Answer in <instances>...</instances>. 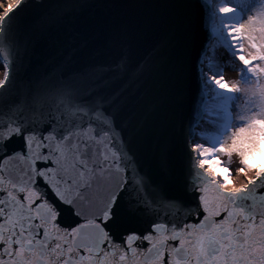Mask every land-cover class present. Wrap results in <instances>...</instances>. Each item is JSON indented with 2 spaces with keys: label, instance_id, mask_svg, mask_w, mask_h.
I'll return each mask as SVG.
<instances>
[{
  "label": "snow or ice",
  "instance_id": "6c2138e0",
  "mask_svg": "<svg viewBox=\"0 0 264 264\" xmlns=\"http://www.w3.org/2000/svg\"><path fill=\"white\" fill-rule=\"evenodd\" d=\"M26 3L16 0L0 15V264H264V67L253 63H264V0H202L208 16L200 62L202 115L187 141V191L200 193L198 203L193 209L158 186L136 181L127 213L155 219L147 231L121 233L120 242L112 231L126 227L119 201L128 184V157L114 143L110 116L100 106L73 104L69 93L57 105L66 118L57 116L55 123L29 115L24 103H4L16 57L8 36ZM245 41L253 50L248 58ZM217 48L229 53V63L239 59L244 65L231 69L240 72L237 83L224 79L227 66L217 61ZM254 77L258 92L245 98V122L237 124L238 85H250ZM216 153L226 155L228 164ZM234 154L240 164L235 170ZM212 161L219 179L210 174ZM234 171L247 179L245 187H234ZM63 213L77 218L74 225L59 223Z\"/></svg>",
  "mask_w": 264,
  "mask_h": 264
},
{
  "label": "water",
  "instance_id": "95a60500",
  "mask_svg": "<svg viewBox=\"0 0 264 264\" xmlns=\"http://www.w3.org/2000/svg\"><path fill=\"white\" fill-rule=\"evenodd\" d=\"M17 12L8 36L14 80L4 103H24L29 115L55 123L66 118L57 105L69 93L73 104L100 106L110 116L114 143L128 157L119 201L126 227L112 231L114 240L147 231L155 219L127 213L141 179L195 209L200 193L187 191V141L202 115L200 62L208 44L202 0H27ZM76 219L63 213L59 223Z\"/></svg>",
  "mask_w": 264,
  "mask_h": 264
},
{
  "label": "rangeland",
  "instance_id": "374dc122",
  "mask_svg": "<svg viewBox=\"0 0 264 264\" xmlns=\"http://www.w3.org/2000/svg\"><path fill=\"white\" fill-rule=\"evenodd\" d=\"M253 51L248 47L247 41L244 42V53L245 56L247 57V53ZM216 55H218V52L216 51ZM221 61H226L227 57L226 55L220 56ZM235 67V66H234ZM3 67L0 66V74H3ZM259 76V74H257ZM238 73L237 70H231L230 68L226 67L224 71V79L229 82L231 85L232 83H237L238 82ZM241 88V93H238L237 95L241 96L240 102L236 105L235 109L233 110V117L235 119V122L237 124H243L245 121L240 119V113L241 112H246V106H245V98L246 97H251L252 93H257V84H256V78L253 79V82L250 85H244V84H239L238 85ZM259 87L264 88V76H259ZM258 100V97H257ZM259 103V102H258ZM206 126V122H202V127ZM235 128H233V131ZM226 144L230 145L231 140L227 139ZM215 155L220 157V161L222 164L226 165L228 164V157L226 155H221L220 153H216ZM231 167L233 170L237 169L240 167L239 164V157L236 156L235 154L232 156V162H231ZM205 169L208 170V165L205 166ZM253 169L252 171L248 172V178L252 177V174L254 173ZM212 176L216 177L219 179L220 175L222 174L217 166L216 161H212V171L210 173ZM245 178L243 176L235 174V171L233 172V181H234V187L237 185L243 183Z\"/></svg>",
  "mask_w": 264,
  "mask_h": 264
},
{
  "label": "trees",
  "instance_id": "16d2710c",
  "mask_svg": "<svg viewBox=\"0 0 264 264\" xmlns=\"http://www.w3.org/2000/svg\"><path fill=\"white\" fill-rule=\"evenodd\" d=\"M229 6H231V5H229ZM216 51L218 52V55H216L217 61L220 62V63L225 64L228 68L232 69L236 65H239L240 67H244V65L241 64L239 59H237L234 64L229 63L230 56H229V53L224 48H217ZM209 54L211 55V53H209ZM224 55H226L227 59H226V61L225 60L221 61L220 56H224ZM246 58H248V57H246ZM253 63L259 64L261 67H264V63H261L259 61H255ZM237 73H238L237 79L239 81L240 80V72L237 70Z\"/></svg>",
  "mask_w": 264,
  "mask_h": 264
},
{
  "label": "bare ground",
  "instance_id": "6f19581e",
  "mask_svg": "<svg viewBox=\"0 0 264 264\" xmlns=\"http://www.w3.org/2000/svg\"><path fill=\"white\" fill-rule=\"evenodd\" d=\"M15 2H16V0H0V15L7 9V6L9 4H12L13 5ZM1 77H2V74H0V78ZM258 170H259V168H256L254 170V173L252 174V176H254L256 174V171H258ZM246 182H247V179H245L243 183L237 185L236 187L241 186V185H244Z\"/></svg>",
  "mask_w": 264,
  "mask_h": 264
}]
</instances>
